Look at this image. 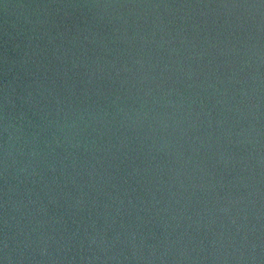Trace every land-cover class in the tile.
Returning a JSON list of instances; mask_svg holds the SVG:
<instances>
[{"label": "water", "instance_id": "1", "mask_svg": "<svg viewBox=\"0 0 264 264\" xmlns=\"http://www.w3.org/2000/svg\"><path fill=\"white\" fill-rule=\"evenodd\" d=\"M0 264H264V0H0Z\"/></svg>", "mask_w": 264, "mask_h": 264}]
</instances>
